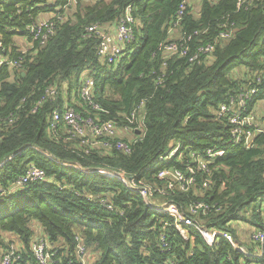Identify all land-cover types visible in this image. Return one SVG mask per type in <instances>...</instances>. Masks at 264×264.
<instances>
[{
  "label": "trees",
  "instance_id": "16d2710c",
  "mask_svg": "<svg viewBox=\"0 0 264 264\" xmlns=\"http://www.w3.org/2000/svg\"><path fill=\"white\" fill-rule=\"evenodd\" d=\"M182 3L0 0V39L16 58L22 45L16 36L26 35L27 25L43 12H64L65 5V18L56 21L55 34L24 53L21 68L0 67V185L9 189L0 198V248L9 246L5 232L16 235L23 243L21 264H39L31 251L35 224L57 250L51 264H82L80 243L95 253L90 264H264V249L260 257L246 255L223 236L210 245L192 225H185V238L175 217L155 211L120 180L96 171L124 170L153 187L164 183L157 172L168 164L162 156L172 140L181 142L184 152L223 148L224 154L208 164L209 171L197 172L194 186L155 195L176 203L210 229L230 231L249 252H259L264 245L252 238L254 230L264 231V133L252 146L235 143L230 124L215 115L219 103L246 77L264 72V0H246L241 6L238 0H193L184 8ZM128 5L136 19L135 39L108 63L98 54L100 37L88 34L87 27L99 23L114 30ZM171 29L188 47L182 57L160 48L171 40ZM224 32L230 36L221 38ZM207 43L214 44L211 55H204L207 60L191 61ZM242 68L247 71L240 78ZM87 69L95 77L94 97L101 109L76 93L69 103L84 116L125 124L124 116L145 100L144 132L123 135L131 141V153L49 136L53 109L65 104L66 94L78 91ZM51 85L59 90L54 97L47 95ZM256 98L264 99V86ZM31 163L48 177L10 189ZM103 198L113 208L104 206ZM197 201L212 208L193 215L189 208ZM162 232L169 250L162 248Z\"/></svg>",
  "mask_w": 264,
  "mask_h": 264
},
{
  "label": "built area",
  "instance_id": "2783aa9c",
  "mask_svg": "<svg viewBox=\"0 0 264 264\" xmlns=\"http://www.w3.org/2000/svg\"><path fill=\"white\" fill-rule=\"evenodd\" d=\"M189 1L193 0H183L181 8H184ZM245 1L246 0H238L239 6ZM74 2L75 0H70V4ZM62 8H64V12L59 11L56 13L52 11L51 16L41 15L27 25V34L24 36L22 35L27 40V44L21 45V48H19L18 51L21 54L18 58L10 55L6 51L3 41L0 39V67L8 66L10 69L21 68L23 54L35 48L36 44H44L49 37L55 34L56 21L65 18V5L62 6ZM182 12L183 10L181 9L179 14L181 15ZM55 18L57 19L55 20ZM135 21L133 7L132 5H128L117 21L114 30H108L109 28L99 23H94L87 27L88 34L96 33L100 37L97 48L98 54L104 57L108 63L115 62L122 55L124 45L135 39ZM174 24L177 25L178 21ZM170 33L172 35L171 40L161 45L160 48L170 55L178 54L181 57L188 53V47H183L184 43L182 41L184 38H182V36L175 37L177 30L171 29ZM229 36L230 34L227 32L221 34V38ZM190 38L191 37H188V40ZM213 50L214 44L207 43L204 46H199L189 59L191 61L203 63L204 59L207 60V57L204 55L210 56ZM164 64H166V62H164ZM165 73L166 72L163 71V75H165ZM250 76L251 78H249ZM79 81L78 91L75 90L72 94H70V92L66 94L65 104L53 109L48 124L49 136L64 141L78 140L91 146H101L106 149L116 148L123 153H131V141L125 139L123 135L135 136V132L139 133L137 135L144 132L143 119L146 115L144 111L145 100H141L129 115L124 116L128 120V123L125 124H120L118 121L112 119H102L99 116H84L82 112L69 103L70 99H72V102L76 100L74 97L76 93H79L80 98L91 104L94 109L99 110L101 106L95 101V77L91 74L90 69L83 71ZM158 82H162L161 77H159ZM262 86H264L263 71L256 72L254 75H249L241 84L240 88L229 95L224 101H221L215 109L216 118L230 124V135L235 143H241L247 147L252 146L256 137L264 133V115L259 114L256 109L257 102L261 100H257L256 96ZM46 91L47 95L52 97L59 92L55 85L49 86ZM45 98L46 95L43 96L39 102H42ZM12 121H14V119ZM224 152L225 150L223 148H208L205 152L192 150L184 152L181 150V142L172 140L168 150L162 156L168 164L157 172V177L159 180H163L164 183L161 185H154L153 187L146 184L143 179H137L136 176H128L124 170L112 171L106 168H99L96 171L104 176L120 180L130 190L139 193L143 197L145 203L155 211L159 213H169L175 217V225L185 238H188V230L185 225H192L210 245L216 242L218 236H223L230 241L235 249L244 252L246 255L260 257L263 254L264 245H260L259 252H249L245 245H243L230 231L210 229L199 221L189 218L187 214L179 209L176 203L168 200L160 201L161 199L158 198V195L166 194L170 189L177 188L180 190H187L189 186H194L197 172L209 171L208 164L213 162L217 156L223 155ZM47 177V172L43 168H39L32 163L28 166L26 171L18 176L11 184L10 189L25 186L30 182L44 180ZM204 185H209V181L205 180ZM8 190V188L0 185V198ZM155 192H157L158 195H155ZM87 197L90 198L89 195ZM101 202L107 208H113L109 199L103 198ZM215 206L216 205H213V207ZM211 208L212 206L210 204L197 201L190 205L189 209L193 215H202L206 214ZM252 238L254 241L263 243L264 231L254 230ZM160 240L163 250H169L170 242L167 239L166 232L161 233ZM22 248L23 243L20 240L16 244H9L6 249L0 248V264H21L22 256L19 254V251H21ZM31 251L39 264H51L57 252V250L50 245V241L42 228H39L37 235L32 238ZM88 252L89 250L86 249L83 243L78 245L77 253L82 264H90L92 262L90 253L88 254ZM166 264L172 263L167 262Z\"/></svg>",
  "mask_w": 264,
  "mask_h": 264
},
{
  "label": "rangeland",
  "instance_id": "374dc122",
  "mask_svg": "<svg viewBox=\"0 0 264 264\" xmlns=\"http://www.w3.org/2000/svg\"><path fill=\"white\" fill-rule=\"evenodd\" d=\"M51 14H52V12H50V11H46V12H43L42 13V15H44V16H51ZM246 69H244V68H242V69H239V74H238V76L241 78L242 77V75H244L245 73H246ZM241 74V75H240ZM256 109H257V112L259 113V114H263L264 115V99H261V100H259L258 102H257V104H256ZM32 164V163H31ZM166 200V199H165ZM262 206H263V213H264V203L262 204ZM247 225L244 223V226L243 227H246ZM240 228V227H239ZM38 230H39V227H38V225L37 224H35V234L33 235V237L35 236V235H37V232H38ZM5 234V238L7 239V241H9V244H12V243H14V244H16L17 242H19V239H18V237L16 236V235H14L13 233H11V232H5L4 233ZM32 237V238H33ZM90 253V251L88 252V254ZM90 257L92 258V257H95V253H90ZM95 260V259H94ZM94 260H93V262H94Z\"/></svg>",
  "mask_w": 264,
  "mask_h": 264
},
{
  "label": "crops",
  "instance_id": "0c3cea01",
  "mask_svg": "<svg viewBox=\"0 0 264 264\" xmlns=\"http://www.w3.org/2000/svg\"><path fill=\"white\" fill-rule=\"evenodd\" d=\"M16 43L25 45V44H27V40L22 35H17L16 36Z\"/></svg>",
  "mask_w": 264,
  "mask_h": 264
},
{
  "label": "water",
  "instance_id": "95a60500",
  "mask_svg": "<svg viewBox=\"0 0 264 264\" xmlns=\"http://www.w3.org/2000/svg\"><path fill=\"white\" fill-rule=\"evenodd\" d=\"M13 157V156H12Z\"/></svg>",
  "mask_w": 264,
  "mask_h": 264
}]
</instances>
